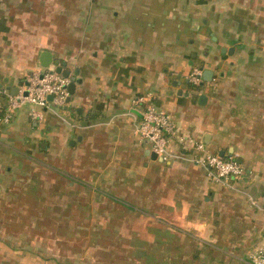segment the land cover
<instances>
[{
	"label": "crops",
	"instance_id": "0c3cea01",
	"mask_svg": "<svg viewBox=\"0 0 264 264\" xmlns=\"http://www.w3.org/2000/svg\"><path fill=\"white\" fill-rule=\"evenodd\" d=\"M44 52L75 93L42 121L26 106L0 124V264H250L264 245V0H0V118L5 91L56 69ZM141 97L178 126L167 161L136 131ZM197 142L244 174L216 179Z\"/></svg>",
	"mask_w": 264,
	"mask_h": 264
},
{
	"label": "built area",
	"instance_id": "2783aa9c",
	"mask_svg": "<svg viewBox=\"0 0 264 264\" xmlns=\"http://www.w3.org/2000/svg\"><path fill=\"white\" fill-rule=\"evenodd\" d=\"M202 74L200 68H195L190 73L189 80L192 84L198 85ZM70 83L71 79L57 72L56 69L28 75L17 92L5 91L7 107L5 114L0 118V124L10 123L14 112L26 106H31L29 116L33 120L42 121L43 107L54 105L62 108L66 105L70 95L68 89ZM49 96H53L51 101ZM135 103H147L142 111V119L136 126L137 133L150 144L152 151L158 157L163 161L169 160L171 157L168 151L169 144L175 138L179 139V130L175 120L167 112L149 104L148 98L141 97ZM194 147L197 152L195 162L209 167L216 179L227 181L244 174L243 166L235 158H226L211 152L204 142H197ZM250 264H264V245L251 257Z\"/></svg>",
	"mask_w": 264,
	"mask_h": 264
},
{
	"label": "water",
	"instance_id": "95a60500",
	"mask_svg": "<svg viewBox=\"0 0 264 264\" xmlns=\"http://www.w3.org/2000/svg\"><path fill=\"white\" fill-rule=\"evenodd\" d=\"M43 56H44L45 59L42 62V65L45 68H49L51 65H54L56 67L57 72L62 73L64 76L69 77L71 79V83L68 86L70 95H69V97L67 99V102H69L70 99H71V96L75 93L76 78L74 76H71V72L70 71L63 69L65 64H61L60 61H58V60L53 62V57H52V55L49 52H44ZM52 99H53V96H49V100L51 101Z\"/></svg>",
	"mask_w": 264,
	"mask_h": 264
},
{
	"label": "trees",
	"instance_id": "16d2710c",
	"mask_svg": "<svg viewBox=\"0 0 264 264\" xmlns=\"http://www.w3.org/2000/svg\"><path fill=\"white\" fill-rule=\"evenodd\" d=\"M4 98H5V96H4Z\"/></svg>",
	"mask_w": 264,
	"mask_h": 264
}]
</instances>
